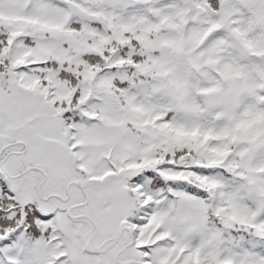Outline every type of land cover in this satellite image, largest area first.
I'll use <instances>...</instances> for the list:
<instances>
[{
  "label": "snow or ice",
  "instance_id": "1",
  "mask_svg": "<svg viewBox=\"0 0 264 264\" xmlns=\"http://www.w3.org/2000/svg\"><path fill=\"white\" fill-rule=\"evenodd\" d=\"M0 264H264V0H0Z\"/></svg>",
  "mask_w": 264,
  "mask_h": 264
}]
</instances>
